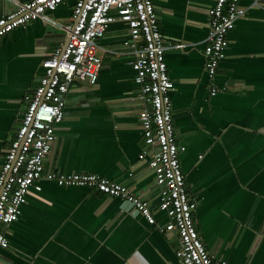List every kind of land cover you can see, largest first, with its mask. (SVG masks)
Segmentation results:
<instances>
[{
	"label": "crops",
	"instance_id": "0c3cea01",
	"mask_svg": "<svg viewBox=\"0 0 264 264\" xmlns=\"http://www.w3.org/2000/svg\"><path fill=\"white\" fill-rule=\"evenodd\" d=\"M244 0V16L229 33L230 49L210 93L204 48L216 0H154L167 40L166 62L176 141L200 235L216 262L264 264V0ZM67 0L46 20L0 38V164L22 123L24 97L38 84L42 62L67 34L53 22L72 19ZM14 0H0V17ZM129 26L111 24L100 40L123 49ZM183 44V47H173ZM104 54L95 83L76 81L67 93L66 116L45 161L46 171L96 173L126 184L155 211L156 223L126 211L120 197L88 186L42 180L19 220L6 228L10 246L0 264H182L180 236L158 209L139 112L133 56ZM125 207V208H124Z\"/></svg>",
	"mask_w": 264,
	"mask_h": 264
},
{
	"label": "built area",
	"instance_id": "2783aa9c",
	"mask_svg": "<svg viewBox=\"0 0 264 264\" xmlns=\"http://www.w3.org/2000/svg\"><path fill=\"white\" fill-rule=\"evenodd\" d=\"M67 0H14L13 10L0 17V38L16 28L36 20L48 19ZM244 0H216L210 9V30L204 48L205 68L210 77V93L220 64L230 49L229 33L245 15ZM255 5H260L255 0ZM125 22L129 37L123 49L102 47L111 24ZM68 36L67 42L54 48L43 60V71L37 86L24 97L22 123L11 138L0 164V258L10 246L6 228L19 220L31 192L42 191V180L60 186H88L114 197H120L134 215L143 214L155 224V211L129 186L96 173L61 174L46 171L45 161L57 139V126L66 116L67 93L76 81L95 83L104 54L133 56L132 65L139 97L143 104L139 117L146 137L140 158L149 155L159 190L158 209L170 218V229L180 236L182 264H223L208 251L197 228L191 196L180 156L186 147L176 141L173 101L175 83L171 78L165 53L167 40L160 27L154 0H76L72 19L53 22ZM175 44L173 47H183Z\"/></svg>",
	"mask_w": 264,
	"mask_h": 264
}]
</instances>
